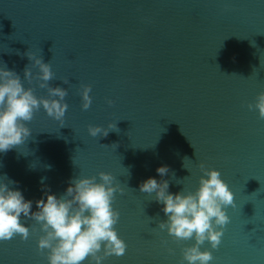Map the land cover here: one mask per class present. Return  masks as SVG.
<instances>
[{
	"label": "water",
	"instance_id": "obj_1",
	"mask_svg": "<svg viewBox=\"0 0 264 264\" xmlns=\"http://www.w3.org/2000/svg\"><path fill=\"white\" fill-rule=\"evenodd\" d=\"M28 52L50 63L49 86L66 89L69 106L63 125L41 108L28 140L0 153V179L17 182L33 212L42 188L59 197L79 176L110 173L124 188L113 208L127 249L105 264H183L193 241L157 228L163 206L139 185L155 177L170 193L194 192L203 164L221 173L234 206L219 247L201 250L212 264H264V119L247 107L264 91V0H0V66L48 98L24 79ZM109 124L117 130L89 136ZM22 222L29 238L0 242V264H47L39 225Z\"/></svg>",
	"mask_w": 264,
	"mask_h": 264
},
{
	"label": "clouds",
	"instance_id": "obj_2",
	"mask_svg": "<svg viewBox=\"0 0 264 264\" xmlns=\"http://www.w3.org/2000/svg\"><path fill=\"white\" fill-rule=\"evenodd\" d=\"M26 55L32 63L25 68L24 79L29 84L35 80L39 88L47 90L48 98H38L32 87H24L16 72L0 66V153L28 140L32 131L27 124L41 108L48 117L63 125L69 107L65 102L68 91L49 86L48 82L54 78L50 63H44L42 58L30 52ZM32 69L37 70L35 75ZM90 92V86H83L82 110L89 109L92 103ZM247 107L264 119V91ZM110 130H117L115 124H109L107 128L89 126L88 134L93 138L106 137ZM199 168L202 175L194 192L170 193L169 181H157L155 177H149L139 185L141 193L148 194L151 200L163 206L161 211L166 220L159 222L157 228L166 231L175 241H193L190 247L182 250L183 264H212V251L201 250L202 246L207 242L212 250L219 247L223 229L230 223L226 209L234 206V194L222 180L221 173L206 169L203 164ZM168 172L166 165L156 169L161 178ZM6 179H0V242L16 236L22 241L29 238L30 229L22 222L23 216L39 225L42 235L37 240V250L46 251L47 264H84L85 261L87 264H105L110 257L125 255L127 245L115 228L120 213L113 208L116 194L123 195L124 188L112 174L100 172L98 179L79 176L69 182L65 193L59 197L49 194L50 189L42 188L44 195L35 201V212L32 211L33 201L26 200L18 188L9 186L17 182H5ZM169 253L172 254L171 249Z\"/></svg>",
	"mask_w": 264,
	"mask_h": 264
},
{
	"label": "snow or ice",
	"instance_id": "obj_3",
	"mask_svg": "<svg viewBox=\"0 0 264 264\" xmlns=\"http://www.w3.org/2000/svg\"><path fill=\"white\" fill-rule=\"evenodd\" d=\"M5 242H8V241H5Z\"/></svg>",
	"mask_w": 264,
	"mask_h": 264
}]
</instances>
